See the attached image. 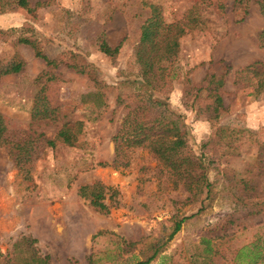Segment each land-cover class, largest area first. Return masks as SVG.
Returning <instances> with one entry per match:
<instances>
[{
    "label": "rangeland",
    "instance_id": "rangeland-1",
    "mask_svg": "<svg viewBox=\"0 0 264 264\" xmlns=\"http://www.w3.org/2000/svg\"><path fill=\"white\" fill-rule=\"evenodd\" d=\"M26 1L23 8L16 0H2L0 9V70L10 61L21 62L17 72H0V117L8 143L0 144V264L22 263L25 250L12 247L20 235L34 238L36 252L50 264H87L90 253L94 264H132L140 258L137 251L120 253L112 234L91 235L103 230L130 241L165 236L172 216L196 212L198 203L146 148L133 149L125 168L110 165L111 136L125 112H111L120 89L116 83L137 71L134 47L149 11L146 4L156 5L166 22L193 20L177 39L175 75L164 88L169 107L183 116L188 146L210 160L214 180L204 209L183 221L149 264H230L237 248L264 238V211H231L232 191L248 189L254 199L264 198V90L252 95L232 74L264 61V48L256 41L264 27L257 0L248 1L240 22L234 21L233 0ZM98 36L111 47L120 44L114 58L99 52ZM19 37L35 39L57 64L45 65ZM66 61L97 69L105 82L102 106L90 96L82 101L83 94L95 91L94 84ZM225 66L230 70L219 89L224 111L216 119L195 114L206 103L205 92L198 93L201 101L192 109L185 102L191 104L193 93L183 91L197 86L206 72L222 74ZM44 72L55 78L34 81ZM51 112L54 120L45 117ZM76 120L82 125L74 146L53 139L61 123ZM231 128L244 131L238 137ZM9 147L20 150L19 166ZM94 180L118 190V204L107 213L93 210L76 193L78 185ZM227 218L233 223L222 226ZM203 239L214 251H203Z\"/></svg>",
    "mask_w": 264,
    "mask_h": 264
},
{
    "label": "trees",
    "instance_id": "trees-1",
    "mask_svg": "<svg viewBox=\"0 0 264 264\" xmlns=\"http://www.w3.org/2000/svg\"><path fill=\"white\" fill-rule=\"evenodd\" d=\"M0 0V9H1ZM249 0H233L232 10L234 12V21L240 22L247 14V3ZM17 5L27 8L26 0H16ZM258 11L264 18V0L256 1ZM149 8L148 14L142 20L139 28V38L134 47V61L137 65L136 73L128 74V78H122L116 84L120 86L119 92L114 97L113 115L118 109H125L117 128L111 136L113 144V157L110 165L114 168H125L129 164V153L135 148H146L148 152L156 159L166 173L177 180L198 204L197 210L190 216L171 217L169 231L165 236L149 237L143 236L136 241L125 240L120 236L97 230L91 239L95 236L109 233L117 239V246L120 253H133L137 251L140 258L132 264H149L162 251L165 243L176 233L183 221L196 213L202 211L205 207V200L211 199L212 185L214 180L209 177L210 160H204L200 155H195L188 146V134L186 124L182 114L169 107L167 102V86L174 77V56L177 51V39L181 35L182 28H189L190 18L186 21H164L159 8L154 4H146ZM264 24V21H263ZM17 41L27 43L33 48V54L41 58L45 65L54 67L57 62L48 58L37 45L35 39L28 37H19ZM257 45L264 48V27L256 35ZM99 52L114 58L118 53L120 44L109 46L107 42L98 36L96 41ZM65 64L76 71L86 74L93 82L95 91L83 94L81 99L90 96L94 98L97 107L102 106V92L105 82L98 77L97 69L90 63L83 66L72 64L68 61ZM21 67L20 60L10 61L0 70L1 73L17 72ZM230 70L225 66L222 74L206 72L197 86L187 87L183 92L188 93L191 98V104L185 102V106L192 108L194 102H200L198 93L205 92L206 103L198 105L194 109L195 114L206 112L207 118L216 119L224 111L219 89L224 84V74ZM233 81L238 82L245 87H249L252 95L257 96L264 90V61H253L245 66L236 68L232 71ZM127 77V76H125ZM53 80L55 77L48 72L37 75L34 81ZM163 90V91H162ZM165 90V91H164ZM54 112L49 113L47 118L54 120ZM112 121V118H110ZM82 121H66L61 123L54 134L55 140L66 146H74L76 138L80 133ZM230 132L239 136L240 131ZM247 131V130H245ZM4 125L0 117V144H8L3 138ZM230 132L228 133L230 136ZM231 133V134H232ZM233 136V135H231ZM53 139L47 140V143L53 145ZM10 155L17 166L21 163L20 150L12 151L9 147ZM105 162H98L99 166H104ZM211 170V169H210ZM246 185V183H244ZM247 191H232L231 211L241 213V215H253L264 211V198L254 199ZM76 193L79 197L87 200L89 206L100 213H107L109 208L118 204V190L110 185H105L98 180L88 184L78 185ZM108 200V203L105 200ZM233 223L232 218H227L224 224ZM205 252L213 249L209 245L208 239L202 240ZM35 239L20 235L12 242L13 248H23L25 258L21 264H50L46 255L41 256L34 247ZM214 251V250H213ZM216 251V250H215ZM1 255V254H0ZM17 259V257H16ZM264 260V238L259 241L251 242L237 248L230 260V264H261ZM87 264H94V255L90 253L86 258ZM261 262V263H260ZM123 263V262H122ZM120 263V264H122ZM68 264H73L68 263Z\"/></svg>",
    "mask_w": 264,
    "mask_h": 264
}]
</instances>
